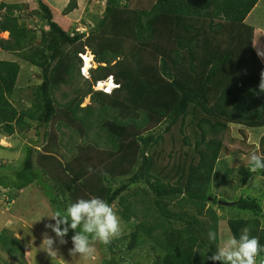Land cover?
<instances>
[{"label": "trees", "instance_id": "obj_1", "mask_svg": "<svg viewBox=\"0 0 264 264\" xmlns=\"http://www.w3.org/2000/svg\"><path fill=\"white\" fill-rule=\"evenodd\" d=\"M29 1L36 6L32 15L43 12L48 30L39 36L15 14L25 4L1 3L0 33L10 38L0 39V47L38 68L41 80L30 106L18 107L11 99L21 65L0 59V132L12 136L35 127L45 143L43 150L39 139L28 146L12 177L0 174V191L6 190L0 209L3 202L11 210L35 183L53 211L100 197L118 204L129 225L138 221L101 245L104 264H125L122 254L148 247L154 264H222L206 259L216 251L209 231L220 244L221 217L208 206L210 185L229 125L264 127V93L257 95L264 58L252 47L257 38L263 48L264 36L256 37L262 32L247 23L261 0H104L103 14L84 31L57 17L45 0ZM76 8L71 0L64 15ZM87 50L97 66L81 87L80 55ZM111 76L119 84L111 94L94 89ZM63 86L72 96L66 93L68 101L60 104L55 93ZM87 97L96 109L82 107ZM63 147L69 155L59 159ZM238 172L246 180L253 175L246 168ZM233 204L251 215L228 219L232 236L248 229L264 245L258 198ZM28 246L9 229L0 231V252L18 264H31ZM257 258L264 261V252Z\"/></svg>", "mask_w": 264, "mask_h": 264}, {"label": "rangeland", "instance_id": "obj_2", "mask_svg": "<svg viewBox=\"0 0 264 264\" xmlns=\"http://www.w3.org/2000/svg\"><path fill=\"white\" fill-rule=\"evenodd\" d=\"M52 8L56 10L57 17H64L67 21L71 22L72 27L85 26L92 23V20L96 16H101L104 10V0H75L77 8L70 13L64 15L65 10L71 0H45ZM137 1V0H135ZM27 2L29 5H26ZM73 2V1H72ZM1 3L6 4H18L24 5L23 9L17 10L15 14L17 16H23L24 22L29 28L38 31L40 36L41 30H48L46 20L44 19L43 12L39 14H33L36 6L30 7L29 0H0ZM32 9V10H31ZM4 13V10L0 9V14ZM247 23L260 29L262 34H256V37L264 36V0H261L255 7L253 12L248 16ZM9 32L0 33V39H9ZM257 38L253 40L252 47L259 53L264 52V47H260L263 43H259ZM261 44V45H260ZM87 52V51H86ZM264 58V56H262ZM81 58V57H80ZM0 59L15 60L21 65V72L16 86V92L12 96V102L18 107L30 106L34 97L35 90L38 83L41 80L40 71L29 62L22 58L7 53L0 47ZM82 65L84 63L83 59ZM96 67L97 65L94 64ZM79 77L76 84L85 87V77L80 69ZM90 76V74H88ZM101 86V85H100ZM72 96V90L70 87H61L55 93V97L60 104H65L69 97H65V94ZM87 97L82 107L93 106L96 109V104L92 103ZM43 131V130H42ZM66 131V129H65ZM70 136H64V143L70 142ZM39 139V140H38ZM38 140L39 150H43L42 145L45 143L43 134L38 136V131L35 127L18 131L12 136H6L0 132V174H5L10 177L14 175V171L18 169L25 157L28 146L34 144V141ZM224 145L221 152V156L217 165L216 173L211 182L210 192L218 200V203H213V196L209 198L208 206H212L221 217L220 221V244L224 242L229 236H232L230 229L227 225L228 219L232 217H249L251 214L249 211L239 210L234 206L227 205L228 203H234L240 197L253 196L258 198L261 206L264 208V170H258L252 172L250 166L247 165L248 158L251 153L256 152L258 154H264V127L251 128L240 124H230L229 129L225 133ZM48 141V137H46ZM77 141V139H76ZM67 148L63 147L59 150L60 154H56L57 158H62L61 154L69 155ZM241 168H246L252 172V177L249 180L244 179L239 174ZM5 189L0 191L2 194ZM1 195V194H0ZM0 209V231L4 228L12 231L18 238L23 239L29 246L30 262L31 264H53L51 257L43 249L46 245L43 243L46 235L55 238V233L45 226L48 223H54L49 217L44 216L50 214L53 209L49 202V198L46 196L42 187L35 183L34 185L24 189L20 192L19 200L14 207L10 210L3 205ZM122 226V234L126 232L128 223L123 220L121 213L118 210V204L113 206ZM44 216V217H43ZM262 225L264 226V211L262 213ZM137 220H133L130 225L137 224ZM128 224V225H127ZM129 225V226H130ZM68 241L66 244L54 245L58 249L57 264H80L78 259H73L69 253V249L72 247L71 237L66 236ZM96 254L94 264H104L107 255L104 254L105 248L101 244H96ZM0 264L2 260L7 259L11 264H18L17 261L9 258L6 254L0 252ZM122 254V257L127 258L128 261L125 264H154L155 257L149 247L143 250H138L135 254L128 255ZM112 261L109 264H121L123 260ZM131 261V262H129ZM257 264H261L257 258Z\"/></svg>", "mask_w": 264, "mask_h": 264}, {"label": "clouds", "instance_id": "obj_3", "mask_svg": "<svg viewBox=\"0 0 264 264\" xmlns=\"http://www.w3.org/2000/svg\"><path fill=\"white\" fill-rule=\"evenodd\" d=\"M86 27L83 28V31ZM92 53L87 50L80 55L84 63L81 71L85 77L86 63L84 54ZM264 56V52L260 53ZM93 62H95L93 60ZM91 69V68H90ZM90 71V70H89ZM107 80L99 81L97 85L104 86ZM114 83V82H112ZM119 84L114 83L113 89L102 88L101 91L111 94ZM257 95L264 93V72L261 73ZM247 165L252 172L264 170V154L253 152L250 154ZM93 171L89 168V172ZM54 223H48L45 227L55 233V238L45 237L43 249L51 257L53 264H57L59 256L58 249L54 245L58 242L63 245L68 241L65 237L70 230L74 231L71 237L72 247L69 253L73 259H78L80 264H94L96 244L109 245L111 241L122 234L121 222L114 208L100 197L79 198L71 204L66 205L62 210L57 209L50 214L44 215ZM43 216V217H44ZM207 238L216 245V251L206 259L220 261L222 264H257V257L264 252V245H261L258 237L251 236L248 229H244L239 237L229 236L221 244H216L217 235L209 231ZM203 253V252H202ZM206 254V253H204ZM264 264V261H261Z\"/></svg>", "mask_w": 264, "mask_h": 264}, {"label": "bare ground", "instance_id": "obj_4", "mask_svg": "<svg viewBox=\"0 0 264 264\" xmlns=\"http://www.w3.org/2000/svg\"><path fill=\"white\" fill-rule=\"evenodd\" d=\"M84 56H85V60L87 61V63H86V73L89 74L90 68H93L95 66L94 64H96L95 62H93L94 55L92 53H88V54H84ZM112 82L118 84L114 80L113 76H111V77H109L107 79V83L104 86H100V85H97L96 84L95 87H94V89L101 91L102 88L105 89V88L108 87V90H112L113 89V85H114V83H112Z\"/></svg>", "mask_w": 264, "mask_h": 264}, {"label": "water", "instance_id": "obj_5", "mask_svg": "<svg viewBox=\"0 0 264 264\" xmlns=\"http://www.w3.org/2000/svg\"><path fill=\"white\" fill-rule=\"evenodd\" d=\"M227 205H230V206H232V205H233V203H228Z\"/></svg>", "mask_w": 264, "mask_h": 264}, {"label": "built area", "instance_id": "obj_6", "mask_svg": "<svg viewBox=\"0 0 264 264\" xmlns=\"http://www.w3.org/2000/svg\"><path fill=\"white\" fill-rule=\"evenodd\" d=\"M81 28H79V30H80Z\"/></svg>", "mask_w": 264, "mask_h": 264}]
</instances>
